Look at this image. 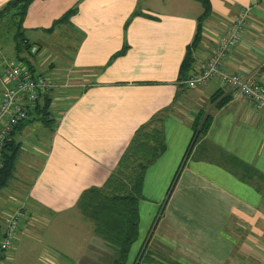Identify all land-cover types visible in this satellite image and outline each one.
Masks as SVG:
<instances>
[{"label":"crops","instance_id":"crops-1","mask_svg":"<svg viewBox=\"0 0 264 264\" xmlns=\"http://www.w3.org/2000/svg\"><path fill=\"white\" fill-rule=\"evenodd\" d=\"M9 1L0 0V9ZM210 2L190 75L246 11L243 37L223 70L264 84V0ZM38 6L45 9L40 17ZM69 12L61 25L73 48L54 61L27 37L34 47L24 56L35 72H50L54 122L30 152L21 140L32 137L37 114L14 131L20 148L0 193V227L23 208L18 236L32 240L25 233L42 230L36 236L47 249L42 264H114L119 251L95 233L78 207L80 197L103 187L136 132L165 112V150L145 172L139 234L130 250L136 258L128 264H264V112L234 98L218 79L195 90L178 88L202 6L194 0H34L22 27L25 34L49 30ZM199 114L211 124L192 146Z\"/></svg>","mask_w":264,"mask_h":264},{"label":"trees","instance_id":"trees-1","mask_svg":"<svg viewBox=\"0 0 264 264\" xmlns=\"http://www.w3.org/2000/svg\"><path fill=\"white\" fill-rule=\"evenodd\" d=\"M33 1H9L0 9V29L3 26L9 27L8 22L10 19L12 20L10 22L14 25L13 27L16 26L13 40L18 60L27 64L35 72L27 57L24 56L26 54L31 55L34 46L29 42L22 27L24 16ZM194 1L202 6L203 13L198 19L194 40L188 47L180 67L178 77V88L180 89L186 88L183 83L191 76L195 63V51L199 48L203 39V24L212 14L210 0ZM71 14V12L67 13L56 25L65 23ZM125 50L126 48H123L116 56L123 55ZM51 103L52 98L50 95L43 96L36 103L31 116L36 113L45 126L52 124L54 119L51 117ZM164 114L165 112L161 113L157 118L151 119L136 132L118 168L110 175L103 187L90 188L84 191L80 197L78 207L84 216L93 223L95 233L119 251V257L114 264H128L130 250L138 238L140 223L139 201L142 199L145 172L148 166L165 150L162 129ZM210 124L211 117L207 116L203 119L201 114L198 115L193 125L194 139L192 146L198 142L203 134L207 133ZM19 148V144L13 139L7 141L4 147L2 167L0 168V193L7 187L12 178ZM4 232L5 230L0 227V237L3 236ZM134 264L139 263L136 261Z\"/></svg>","mask_w":264,"mask_h":264},{"label":"built area","instance_id":"built-area-1","mask_svg":"<svg viewBox=\"0 0 264 264\" xmlns=\"http://www.w3.org/2000/svg\"><path fill=\"white\" fill-rule=\"evenodd\" d=\"M248 12H242L232 21L228 30L221 35L206 58L204 64L183 84L187 89L195 90L218 79L230 90L236 99H246L255 109L264 112V84L250 80L238 73H227L223 64L229 54L240 43L247 25ZM36 49L33 50L35 53ZM0 80L4 90L0 101V168L2 153L11 135L19 125L30 120L31 112L36 103L53 88V83L47 78L37 75L28 66L16 61H10L2 71ZM25 212L20 209L13 214L0 237V252L9 253L14 241L20 219Z\"/></svg>","mask_w":264,"mask_h":264},{"label":"rangeland","instance_id":"rangeland-1","mask_svg":"<svg viewBox=\"0 0 264 264\" xmlns=\"http://www.w3.org/2000/svg\"><path fill=\"white\" fill-rule=\"evenodd\" d=\"M38 7L40 8L39 14H38L40 17L42 14H44L45 9H44V6H38ZM53 10L54 9L51 10V13L49 14V16L53 15L52 14ZM38 20L41 21L38 27L45 26L44 20H41V19H38ZM56 20L57 19H53V21L48 25L50 28L49 30H42V32L39 29L35 30L34 32L26 31V36L30 39L32 43L43 44L44 49H46L49 52V54H52V55H48L50 58L52 57V61H54L56 57L58 58L60 53L65 54L66 51H70L73 48V45L70 43V37H69L70 30L67 28L65 24L64 25L60 24L59 26L54 25ZM10 21L12 20L10 19ZM10 21L8 22L9 25H13L12 22ZM3 27H6V28H3ZM3 27L0 29V36L3 35V38H4V39L2 38L0 41V75L2 74V71L4 70L5 66L10 61H16L17 63H21L27 66V64L22 63L18 60L17 53L15 51V45L12 40V37L10 36L11 34L14 33V27H13V33H8V34H7V31H9L8 27L7 26H3ZM15 29H16V26H15ZM35 73L37 75L47 78V81L50 80V76H46L47 74H50V72L49 71L48 73L45 72L44 68H39L38 70L36 69ZM2 83L3 82L0 81V92L3 90ZM30 128L32 131V137L29 140L28 138L26 139V137L22 138L21 140L24 144L26 143L25 151H29V152L31 151V149L32 151H34L33 146H35L38 138L39 140H43V135L49 136L52 127L51 125L45 126V124L40 121H34L30 123ZM21 187L25 189V186L22 185ZM4 191L2 193H4ZM21 205L22 204H20V206ZM12 206L13 204H9L8 209L6 208L5 210L10 211ZM161 211L157 217L163 216ZM41 231L42 230L39 231L38 229V230H35V232L34 231L32 232L31 230L30 232L25 233L26 235L28 233H32L31 235L32 240L23 238V236L21 239L19 237L21 234V230H19V227H18L16 231V235H15V241H14V244L11 250L9 251V253L0 254V264H42L45 258L47 257L45 256L47 255L46 253L47 249H43L41 242L40 241L38 242L36 240V236L40 235ZM34 233L36 235H34ZM20 239H21L20 247L18 248V251L14 252V248L16 247V244L19 243V242L17 243V240L19 241ZM24 239L30 241V243L29 244L27 242L24 243L25 241ZM29 245H31V247L33 248L35 247V249H33V251L32 249L30 250ZM27 246L29 248L28 250H27ZM129 255H130V259L128 257V262L131 263L135 260L134 258H136L135 251L134 253L130 252Z\"/></svg>","mask_w":264,"mask_h":264}]
</instances>
